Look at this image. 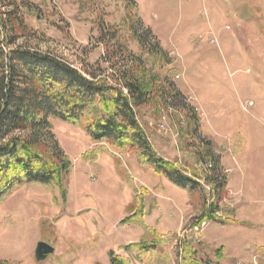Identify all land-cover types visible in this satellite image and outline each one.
<instances>
[{
  "label": "rangeland",
  "instance_id": "rangeland-1",
  "mask_svg": "<svg viewBox=\"0 0 264 264\" xmlns=\"http://www.w3.org/2000/svg\"><path fill=\"white\" fill-rule=\"evenodd\" d=\"M11 9L26 27L12 46L145 83L142 130L201 192L177 191L175 212L174 185L134 150L51 118L49 149L70 168L61 189L23 184L0 203V263L181 264L194 233L197 261L264 264V0H0ZM203 198L218 222L198 224ZM39 242L54 248L44 261Z\"/></svg>",
  "mask_w": 264,
  "mask_h": 264
},
{
  "label": "trees",
  "instance_id": "trees-1",
  "mask_svg": "<svg viewBox=\"0 0 264 264\" xmlns=\"http://www.w3.org/2000/svg\"><path fill=\"white\" fill-rule=\"evenodd\" d=\"M25 30L17 11L0 12V203L23 184L62 188L70 166L49 149L50 142L54 149L57 147L51 118L72 125L84 121V131L94 142H110L118 149L129 147L177 188L201 192L196 181L157 156L142 130L134 109L147 94L145 83L136 79L118 84L107 76H85L62 59L27 43L12 46L26 35ZM204 198L198 224L203 220L218 222L214 218L219 211L217 203H207ZM194 236L192 233L184 240L181 264H210L192 257ZM143 247L130 244L126 248ZM112 264L125 262L115 257Z\"/></svg>",
  "mask_w": 264,
  "mask_h": 264
},
{
  "label": "crops",
  "instance_id": "crops-1",
  "mask_svg": "<svg viewBox=\"0 0 264 264\" xmlns=\"http://www.w3.org/2000/svg\"><path fill=\"white\" fill-rule=\"evenodd\" d=\"M172 188V189H171ZM167 190V189H166ZM165 191V190H164ZM177 191H181L180 189H178V188H176L175 186H173V187H170V189L168 188V190H167V196L169 197V198H167L169 201H167V202H172V203H170V204H172L171 206H172V209L175 211V212H177V210H179L180 211V206H183V205H180V201H183L184 199H185V196L183 195V194H185V193H183V191H181L183 194H181V193H179V192H177ZM166 192V191H165ZM179 200V201H178ZM167 202L165 203V204H167ZM183 203V202H182ZM177 220V219H176ZM171 225H173V224H171ZM176 226H177V224H176Z\"/></svg>",
  "mask_w": 264,
  "mask_h": 264
},
{
  "label": "water",
  "instance_id": "water-1",
  "mask_svg": "<svg viewBox=\"0 0 264 264\" xmlns=\"http://www.w3.org/2000/svg\"><path fill=\"white\" fill-rule=\"evenodd\" d=\"M54 252V248L51 247L49 244L39 242L36 245L35 251H34V257L37 261H44L47 259L48 255L52 254Z\"/></svg>",
  "mask_w": 264,
  "mask_h": 264
}]
</instances>
